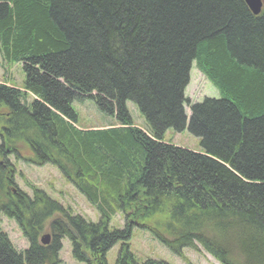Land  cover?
Segmentation results:
<instances>
[{
	"label": "trees",
	"instance_id": "1",
	"mask_svg": "<svg viewBox=\"0 0 264 264\" xmlns=\"http://www.w3.org/2000/svg\"><path fill=\"white\" fill-rule=\"evenodd\" d=\"M0 52L24 72L20 89L0 83V212L28 241L17 251L0 230V264H53L64 237L85 264H107L117 242L114 264H169L134 258L139 225L175 254L197 243L221 264H264V4L253 14L244 0H0ZM193 62L218 98H185ZM86 100L119 125L77 127L72 104ZM167 129L187 130L202 152L165 143ZM8 154L57 167L97 222L12 188ZM116 212L122 228L109 226Z\"/></svg>",
	"mask_w": 264,
	"mask_h": 264
},
{
	"label": "rangeland",
	"instance_id": "2",
	"mask_svg": "<svg viewBox=\"0 0 264 264\" xmlns=\"http://www.w3.org/2000/svg\"><path fill=\"white\" fill-rule=\"evenodd\" d=\"M24 72L20 61H8L0 52V83L16 88H22ZM184 96L188 102H199L204 97L218 98L219 90L205 77V75L195 66L193 62L190 66L188 83L184 90ZM132 123L140 128L145 126V122L132 102L126 103ZM72 108L77 114L76 126L80 129L105 128L108 125L118 126L119 124L108 115L96 109L92 101H74ZM185 112L189 110L185 105ZM162 140L165 143L188 149L194 152H201L199 139L187 130L175 132L167 129ZM24 157H30L23 151ZM22 152V153H23ZM7 160L15 169V187L32 197L33 190H38L45 194L51 201L56 202L61 208L65 209L71 216L78 215L84 220L97 222L100 217L95 207L76 189L70 177L67 178L63 173L50 163L37 165L25 158H17L14 154H8ZM9 188V187H8ZM11 189V188H10ZM60 214L54 213L49 218H56ZM48 220V221H49ZM125 223V214L116 212L110 217L109 226L121 228ZM38 239L45 234H50L47 222L43 226ZM0 230L6 234L10 244L17 251H22L28 247V241L23 236L16 221L6 217L0 212ZM128 248L134 258L142 262L145 259L162 260L169 264H221L197 243L194 248H182L179 254L171 252L148 230L134 227L128 240ZM120 242L114 244L106 253L107 264H114L117 257ZM53 264H85L72 257L71 244L67 238L61 239V247L57 253Z\"/></svg>",
	"mask_w": 264,
	"mask_h": 264
},
{
	"label": "water",
	"instance_id": "3",
	"mask_svg": "<svg viewBox=\"0 0 264 264\" xmlns=\"http://www.w3.org/2000/svg\"><path fill=\"white\" fill-rule=\"evenodd\" d=\"M244 2L246 3L247 7L250 9V11L253 14H258L261 10L263 3H264V0H244ZM49 238H50V236L48 234H45L41 238V242L43 244H47L49 242Z\"/></svg>",
	"mask_w": 264,
	"mask_h": 264
}]
</instances>
